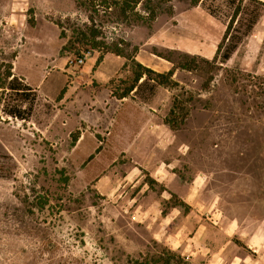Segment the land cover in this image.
Returning a JSON list of instances; mask_svg holds the SVG:
<instances>
[{
	"label": "rangeland",
	"instance_id": "1",
	"mask_svg": "<svg viewBox=\"0 0 264 264\" xmlns=\"http://www.w3.org/2000/svg\"><path fill=\"white\" fill-rule=\"evenodd\" d=\"M259 1L154 0L149 23L0 0V77L13 63L35 95L21 119L0 86V264H264V6L243 34ZM231 20L243 38L214 62ZM95 29L105 44L88 50ZM185 53L198 63L177 84L114 94L133 59L163 73Z\"/></svg>",
	"mask_w": 264,
	"mask_h": 264
},
{
	"label": "trees",
	"instance_id": "2",
	"mask_svg": "<svg viewBox=\"0 0 264 264\" xmlns=\"http://www.w3.org/2000/svg\"><path fill=\"white\" fill-rule=\"evenodd\" d=\"M77 4L81 7H84L89 11V16L92 21L95 20L96 17H98L100 14L112 17L113 15L118 16L122 20H126L129 22H153L157 15H158V6L154 2V0H76ZM193 4L199 3L201 0H191ZM233 4L236 3V0H231ZM260 5L255 6L253 9L255 14H251L249 18V23L246 27L244 35H247L254 27V25L257 23L258 19L261 16V10L262 6H264L263 1H259ZM139 5H143V10H139ZM239 7L236 8L235 14H238ZM233 19V18H231ZM234 20H231L229 25L227 26V29L223 35V38L221 42L218 45L216 54L213 58L214 62L218 61L220 59L221 62H227L236 48L238 47L239 42L242 40V36H236L233 33H231V28ZM98 31L93 30L92 31V40L89 43L90 49H99L102 47V45L105 44L103 41H98L97 38ZM86 36V35H85ZM107 51H113L118 55H122L124 51L123 49L117 48L112 49L109 46L105 47ZM224 48V49H223ZM223 50V51H222ZM83 52L76 53L77 55H81ZM182 59L180 61H176L174 68L170 69L167 72H156L153 69L146 67L142 65L140 62L134 61V70H133V78L130 84L125 85L121 91H114V94L118 98H124L130 94L131 91L135 90L137 91L143 84H148L151 81H156L160 85L164 86H171L173 84H177L176 81H173L172 77L175 72L176 68H182L187 70H192L197 66L198 59L196 55H190L188 53H185L182 55ZM100 59V58H99ZM205 62H211L209 59H202ZM14 65L13 63L9 62L6 63V70L4 72L3 77H0V86L8 89L10 94L14 96L15 100L20 102V104H12L10 106L9 114H11L14 117H18L21 119H28L30 117V112L32 111V106L34 104L35 95L32 93V89L30 86L22 84L19 80V77L13 72ZM142 80V81H141ZM26 103L28 106L25 108H22L23 103ZM180 102L175 103V108L171 110V117L167 119V122L174 128H177L180 126L182 122H185L186 117L182 116L179 117L178 112L176 111V106H179L180 108ZM178 108V107H177ZM184 113L188 114V111L185 109ZM185 115V114H184ZM78 137H75V140H77ZM1 163H0V173L2 172L1 169ZM172 196H175L172 194ZM177 205L185 204L187 207L189 205L183 201L179 200ZM242 244L245 248H247L250 251V249L245 245ZM174 257H172V260L174 261L173 264H189L181 255H175L173 253ZM254 254V253H253ZM171 260L168 258L165 261V264H169Z\"/></svg>",
	"mask_w": 264,
	"mask_h": 264
},
{
	"label": "built area",
	"instance_id": "3",
	"mask_svg": "<svg viewBox=\"0 0 264 264\" xmlns=\"http://www.w3.org/2000/svg\"><path fill=\"white\" fill-rule=\"evenodd\" d=\"M89 53H82L81 55L72 54L68 56V63L71 66L83 65L86 62Z\"/></svg>",
	"mask_w": 264,
	"mask_h": 264
},
{
	"label": "crops",
	"instance_id": "4",
	"mask_svg": "<svg viewBox=\"0 0 264 264\" xmlns=\"http://www.w3.org/2000/svg\"><path fill=\"white\" fill-rule=\"evenodd\" d=\"M125 98H126V97H124V98H119V99H123V100H124ZM122 102H125V101H122ZM126 109H127V108H126ZM127 110H128V109H127Z\"/></svg>",
	"mask_w": 264,
	"mask_h": 264
}]
</instances>
